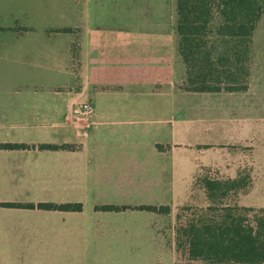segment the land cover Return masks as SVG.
Listing matches in <instances>:
<instances>
[{"label":"crops","instance_id":"obj_1","mask_svg":"<svg viewBox=\"0 0 264 264\" xmlns=\"http://www.w3.org/2000/svg\"><path fill=\"white\" fill-rule=\"evenodd\" d=\"M177 20V0H0V145H25L0 147V264H177L196 148L263 208L264 17L240 92L181 89Z\"/></svg>","mask_w":264,"mask_h":264},{"label":"trees","instance_id":"obj_2","mask_svg":"<svg viewBox=\"0 0 264 264\" xmlns=\"http://www.w3.org/2000/svg\"><path fill=\"white\" fill-rule=\"evenodd\" d=\"M179 52L185 64L181 89L188 92L247 91L253 37L264 17V0H177ZM2 144L0 147H21ZM48 147H57L46 145ZM160 149L164 147L159 145ZM206 205H187L177 216L176 244L185 264H264V208L242 205L249 174L225 178L207 170L196 178ZM208 198V203H207ZM41 208L82 210L81 204ZM128 207L104 205L102 210ZM140 208L169 213V206ZM177 264H183L179 260Z\"/></svg>","mask_w":264,"mask_h":264},{"label":"rangeland","instance_id":"obj_3","mask_svg":"<svg viewBox=\"0 0 264 264\" xmlns=\"http://www.w3.org/2000/svg\"><path fill=\"white\" fill-rule=\"evenodd\" d=\"M13 4H11L9 2V7H12ZM12 8H11V12H12ZM14 12L17 13L18 11L16 9H14ZM76 46L74 45V52L76 51ZM264 142V141H263ZM210 155H214V154H210L208 153L207 154V147H202V148H196L195 150V156H196V159H197V162L202 166L199 168V171L197 173V177L201 174L203 176H205L207 174V167H205L204 165H207V157H209ZM213 173L215 171H212ZM261 175H262V178H261V183L262 185H260L258 187V190L261 195L259 196V198L261 199L260 201H257L258 204L260 206H262L264 208V165L261 169ZM196 177V178H197ZM253 187H250L249 190H246V192H244V194H247L249 192H251ZM243 194H240L237 198H241ZM194 197L196 199V202H193V204L195 205H206V195H205V190H203L202 187L200 186H195V193H194ZM239 202V201H238ZM240 203V202H239ZM241 204V203H240ZM182 208L180 209V212H181ZM168 225H171L172 227H174V233L172 234H168V243L170 245H173L176 247V250H177V244H176V226H177V221H175L173 224L171 222V220L168 222ZM177 254H178V261L180 260L181 263L185 264V257L181 256L177 250Z\"/></svg>","mask_w":264,"mask_h":264},{"label":"built area","instance_id":"obj_4","mask_svg":"<svg viewBox=\"0 0 264 264\" xmlns=\"http://www.w3.org/2000/svg\"><path fill=\"white\" fill-rule=\"evenodd\" d=\"M77 113L81 119L90 118L95 113V107L91 101H85L78 106Z\"/></svg>","mask_w":264,"mask_h":264}]
</instances>
